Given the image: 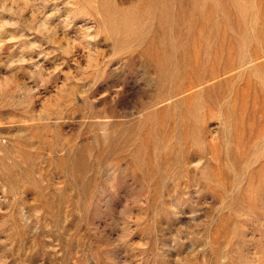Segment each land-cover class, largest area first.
<instances>
[{"label":"rangeland","instance_id":"obj_1","mask_svg":"<svg viewBox=\"0 0 264 264\" xmlns=\"http://www.w3.org/2000/svg\"><path fill=\"white\" fill-rule=\"evenodd\" d=\"M0 264H264V0H0Z\"/></svg>","mask_w":264,"mask_h":264}]
</instances>
